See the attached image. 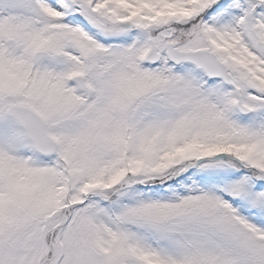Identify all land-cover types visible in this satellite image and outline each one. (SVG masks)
Masks as SVG:
<instances>
[{
    "label": "snow or ice",
    "instance_id": "snow-or-ice-1",
    "mask_svg": "<svg viewBox=\"0 0 264 264\" xmlns=\"http://www.w3.org/2000/svg\"><path fill=\"white\" fill-rule=\"evenodd\" d=\"M0 264H264V0H0Z\"/></svg>",
    "mask_w": 264,
    "mask_h": 264
}]
</instances>
